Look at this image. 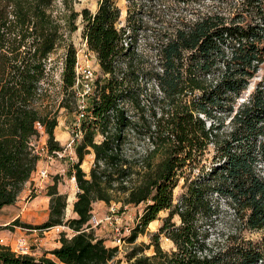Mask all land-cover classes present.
<instances>
[{
	"label": "trees",
	"instance_id": "trees-1",
	"mask_svg": "<svg viewBox=\"0 0 264 264\" xmlns=\"http://www.w3.org/2000/svg\"><path fill=\"white\" fill-rule=\"evenodd\" d=\"M127 1L126 25L119 26L116 0L81 12L78 0H0V210L17 201L39 164L32 147L38 126L51 150L63 148L49 105L51 55L65 49L62 93L78 104L77 50L68 37L79 16L101 70L70 170L77 217L65 219L67 197L55 178L48 219L13 222L42 230L67 225L74 235L62 234L54 258L0 246V264H108L118 248L88 229L97 201L145 205L126 237L129 264H264V79L239 103L264 63V0H205L220 3L208 7L191 0L200 4L153 31L148 50L138 46V10L153 0ZM60 106L72 108L64 99ZM89 154L87 174L81 165ZM161 211L168 215L150 242L136 244ZM162 237L175 249L165 250Z\"/></svg>",
	"mask_w": 264,
	"mask_h": 264
},
{
	"label": "rangeland",
	"instance_id": "rangeland-1",
	"mask_svg": "<svg viewBox=\"0 0 264 264\" xmlns=\"http://www.w3.org/2000/svg\"><path fill=\"white\" fill-rule=\"evenodd\" d=\"M99 1L100 0H78V2L74 4V8L78 12H81L82 9L84 8H89L91 11H96L98 8ZM116 2L117 5L122 10V16H121V21L119 22V26H124L126 25L128 1L116 0ZM200 2L202 6L204 5L206 7L215 3L217 5H220L219 1L212 2V1L201 0ZM145 4L146 5L143 8H140L138 10L140 12L138 16H140L139 18L143 20V24H144V26L141 27L137 33L138 46L142 50H148L147 43L149 41H152V39L150 40V36H152L151 34L153 31H158L165 28L171 21H174V19L177 16L180 15L185 16V14L188 15L192 11V9L196 8L197 4L200 3L191 0L189 1L153 0L152 2ZM221 5L224 6L227 4H221ZM77 24H78V28L69 35L68 40L73 43V45L75 46L78 52L80 49L85 48L84 43L86 42L83 34V25L81 23V16H79L77 20ZM146 28L147 31H145ZM64 52L65 49L60 48L59 50L56 51L55 54L51 55V60L53 62V65L55 66V69L52 72L53 85L50 86L52 93H51V101H49L50 103L49 105L50 108L53 109V111L57 112L58 121H59L58 125H61L63 130L68 131L69 133L68 138L70 139L71 136L73 135L75 124L77 122L79 106L78 104L73 103V98L71 96L62 93L61 71H62V61L64 57ZM263 79H264V63L262 64L261 69L256 74V76L250 80L249 86L239 98V103L249 98L251 93L257 87L258 83ZM63 99L64 102H66L68 106H72L73 109L67 108L65 106L64 107L60 106ZM226 124H227L226 125L227 129H229L230 128L229 119L226 120ZM69 139L67 140V142L69 141ZM40 140L41 141L44 140L42 132H40L38 135L34 136L33 138V141H40ZM58 142L62 147H64L67 143L62 140ZM76 161H77V155L75 150L73 151L68 150L66 151V154L63 158L56 160L53 164L50 165L51 171L52 168L54 167V164H56L59 167L57 173H55V175H52V177L54 180L55 178L58 179L60 191L62 194L66 195L67 197L65 219H66V214H69L70 211L72 210L71 204H73V202L77 200V192L79 188L77 185L76 178L75 180H73L72 177L74 175L70 174L72 164H74ZM93 162H94V154H89L85 157L81 167L87 174H89ZM183 181L184 180H181V183L174 191L175 201L179 199L180 195L184 191ZM48 188L49 185L47 183L45 189L48 190ZM111 206H115L118 209L115 215V218L117 219L113 220L112 224H107L106 226L96 227L93 229L96 236L101 237L105 240V244L107 246L118 248L117 256L108 264H129L127 254L132 249L133 244H130L127 241H125V243H123L119 248V245L116 241L118 237L126 238L127 236H129L131 230L140 223V217L144 212L145 205L132 204L124 208H121L122 205L120 202L112 201L110 204H107L103 201L101 207L99 208L95 205V203L93 204L92 214L95 213L99 217H105L110 212ZM69 208L70 210L68 211ZM167 215H168L167 211L159 212L155 221L153 220V222L149 224L148 227L146 228V232L140 233L138 235L136 244L149 243L151 240V234L159 229V227L162 225L163 219ZM229 219H230V215L224 211L222 213L221 226L226 228ZM175 220L177 221L178 217H176ZM13 222L14 220L10 221L5 225H0V237L1 236L5 237L9 244L14 245L15 241L19 236H24L27 239L30 249L27 255L36 258H40L43 256L54 258V256L50 252L53 250L55 246V242L61 239V236L64 233L68 237H72L75 233L74 230L67 225L54 226L52 228L43 229V230L42 229L40 230L38 228H33V229H37V231H34L33 229L24 230V228L26 227L19 225V223L13 224ZM49 230H52L51 235L50 234L45 235V232ZM258 235L259 233L257 232L253 233V237H258ZM47 236H49V238ZM161 245L165 250L175 249L173 242L169 240L167 237H162ZM147 253L148 254L153 253V249L148 250Z\"/></svg>",
	"mask_w": 264,
	"mask_h": 264
},
{
	"label": "built area",
	"instance_id": "built-area-1",
	"mask_svg": "<svg viewBox=\"0 0 264 264\" xmlns=\"http://www.w3.org/2000/svg\"><path fill=\"white\" fill-rule=\"evenodd\" d=\"M83 49H80L77 52V61H76V95L77 102L79 106V112L77 115V122L75 124V129L73 135L66 143V145L60 150H51L48 144V140L33 141L32 147L33 152L38 156L39 161L43 160L46 162V165L41 167L37 166L34 171V177L32 180V185L29 191V196L33 197L41 193L47 186L49 179L52 177L50 170V165L53 164L56 160L61 159L65 156L66 151L75 150L77 142L82 139L83 133L81 130V123L84 118L88 116L89 110V98L95 91V82L99 77V72L96 68V62L98 61L95 52H93L87 45V42L84 43ZM95 61H94V60ZM94 61V62H92ZM39 130H42L43 127L38 126ZM75 180V177H72ZM79 191V189H78ZM118 209L115 206L110 207V212L105 217H99L93 213L89 220V228L93 229L96 227H103L107 224H112L117 213ZM24 230H28L25 229ZM37 231V229H33ZM41 230V229H40ZM118 230V229H117ZM126 238L118 237L117 243L119 248L123 243H125ZM0 246H5L10 248L16 255H27L29 253V245L27 239L24 236H19L15 241L14 245L9 244L5 237H0Z\"/></svg>",
	"mask_w": 264,
	"mask_h": 264
},
{
	"label": "crops",
	"instance_id": "crops-1",
	"mask_svg": "<svg viewBox=\"0 0 264 264\" xmlns=\"http://www.w3.org/2000/svg\"><path fill=\"white\" fill-rule=\"evenodd\" d=\"M96 68L99 73H101L99 62H96ZM40 132L43 133V139L48 140V135L45 133L44 129L40 130ZM55 139L58 141H65L69 139V133L68 131L63 130L61 125H58L55 129ZM43 165H46V162L41 160L39 161L38 166L41 167ZM59 167L54 164V167L52 168V175H55L57 173ZM34 177V173L32 174L31 178L25 183V186L20 193L17 201L9 206H6L0 210V225H5L9 223L10 221H13L15 219H19L21 222L31 224V225H39L45 222L50 213V196L47 194V189L43 190L41 193L30 197L29 191L32 185V180ZM55 177V176H54ZM54 183L53 177L48 182V185H52ZM58 189L60 191V186L58 184ZM61 192V191H60ZM76 200V199H75ZM103 201H97L95 202V205L99 208L101 207ZM72 210L69 214H66V219L75 218L77 217V214L73 211L74 208V202L71 204ZM70 208L68 209V211ZM28 230H31L29 228H25ZM52 230H49L45 232V235H51ZM49 238V236H47ZM61 246L60 239L55 242L54 248H58ZM53 248V249H54Z\"/></svg>",
	"mask_w": 264,
	"mask_h": 264
}]
</instances>
